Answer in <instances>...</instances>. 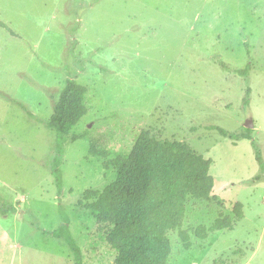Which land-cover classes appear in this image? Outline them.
<instances>
[{"label": "rangeland", "instance_id": "obj_1", "mask_svg": "<svg viewBox=\"0 0 264 264\" xmlns=\"http://www.w3.org/2000/svg\"><path fill=\"white\" fill-rule=\"evenodd\" d=\"M0 24L16 35L0 26V210L13 208L0 214V264H74L51 235L64 226L82 264H114L109 228L84 195L116 179L103 164L128 154L140 129L212 162L211 199L186 205L191 247L168 232L167 264H264V172L252 146L264 160V0H0ZM68 78L87 88L88 114L70 133L84 138L60 156L59 194L46 122ZM248 120L252 140L208 128L242 134ZM92 142L111 156L92 158ZM219 219L232 230L197 238Z\"/></svg>", "mask_w": 264, "mask_h": 264}, {"label": "trees", "instance_id": "obj_2", "mask_svg": "<svg viewBox=\"0 0 264 264\" xmlns=\"http://www.w3.org/2000/svg\"><path fill=\"white\" fill-rule=\"evenodd\" d=\"M0 26L16 36L6 25ZM221 66L228 68L224 63ZM248 70L249 66L237 72L246 77ZM87 92L85 86L74 78H68L54 102L52 116L46 122V127L56 133L58 157L51 165L50 172L59 194L63 189L59 159L64 145L84 138L70 137V133L88 114L85 105ZM244 105H249L248 97ZM208 128L234 141L252 140L251 129H245L242 134H231L220 127ZM252 146L259 168L264 172V160L253 140ZM89 155L103 159L111 156L106 148L97 147L94 142L89 148ZM211 164V160L197 154L186 143L157 139L145 129L138 131L128 154L118 155L103 164L106 170L112 168L116 171V179L101 193L86 190L84 200H93L85 208L97 216L101 225L109 228L106 243L116 252L114 264H167L170 255L167 234L170 231L178 230L184 248L191 247L188 234L181 231L186 205L189 200L207 202L211 199L215 183L210 174ZM1 208V215L13 211L7 204L1 205ZM242 209L240 202L235 203L233 212L238 220L244 217ZM59 211L62 214L60 207ZM232 228L230 221L219 219L209 229L198 227L195 234L198 239L204 240L209 233L231 231ZM51 235L66 242L73 252L74 264H82L81 251L66 226L54 230Z\"/></svg>", "mask_w": 264, "mask_h": 264}, {"label": "water", "instance_id": "obj_3", "mask_svg": "<svg viewBox=\"0 0 264 264\" xmlns=\"http://www.w3.org/2000/svg\"><path fill=\"white\" fill-rule=\"evenodd\" d=\"M244 127H245L246 129H253L254 125H253L252 120H248V121L244 124Z\"/></svg>", "mask_w": 264, "mask_h": 264}]
</instances>
